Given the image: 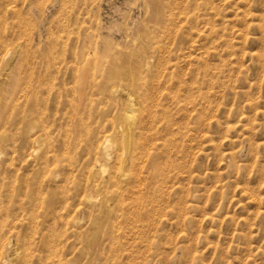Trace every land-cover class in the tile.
I'll return each mask as SVG.
<instances>
[{
	"label": "rangeland",
	"instance_id": "374dc122",
	"mask_svg": "<svg viewBox=\"0 0 264 264\" xmlns=\"http://www.w3.org/2000/svg\"><path fill=\"white\" fill-rule=\"evenodd\" d=\"M41 237L264 264V0H0V264Z\"/></svg>",
	"mask_w": 264,
	"mask_h": 264
},
{
	"label": "bare ground",
	"instance_id": "6f19581e",
	"mask_svg": "<svg viewBox=\"0 0 264 264\" xmlns=\"http://www.w3.org/2000/svg\"><path fill=\"white\" fill-rule=\"evenodd\" d=\"M147 1V0H146ZM152 1V0H151ZM159 1V0H158ZM161 1V0H160ZM164 6L165 5H167V4H165V3H162ZM154 5V4H153ZM153 8V7H152ZM166 8L164 7V10H165ZM154 10V9H153ZM165 23V22H164ZM163 23V24H164ZM164 26H165V24H164ZM162 28H164V27H162ZM139 29V28H138ZM146 61V60H145ZM147 63H148V61H146ZM145 63V62H144ZM145 66V65H144ZM150 66H148L147 68H149ZM145 68V67H144ZM49 70V69H48ZM111 71V70H110ZM42 73V72H41ZM120 73V72H119ZM123 73V72H122ZM47 74V72H45V75ZM121 74V73H120ZM31 75V74H30ZM39 75H41V74H39ZM131 75V74H130ZM38 77V76H37ZM133 78V77H132ZM133 80V79H132ZM131 107H132V105H131ZM128 109V108H127ZM129 110V109H128ZM132 110V109H131ZM129 115V114H128ZM134 120V119H133ZM37 136V135H36ZM104 141H105V139H104ZM97 223V222H96ZM109 223V222H108ZM95 225V224H94ZM112 227V226H111ZM129 227V226H128ZM105 228V227H104ZM121 228V227H120ZM112 229V228H111ZM93 230H96V229H93ZM98 230V229H97ZM99 232H100V229L98 230ZM105 231H107V230H105ZM112 231H113V229H112ZM94 232V231H93ZM97 232V231H96ZM110 233V232H109ZM42 234V233H41ZM101 234V233H100ZM104 234V233H103ZM117 234V233H116ZM43 236V235H42ZM95 236H96V234H95ZM105 236V235H104ZM44 237V236H43ZM43 237H41V239H40V244H41V249H46V256H45V258L42 260V262H41V264H76L77 263V261H78V258H79V256L80 255H76V251L77 250H79L78 248L76 249L75 248V250H74V247H73V245L72 244H68V243H64L61 247H60V249L55 245V244H44V242H43V240H42V238ZM21 238V237H20ZM55 238V237H54ZM116 237L114 236V239H115ZM119 238V237H118ZM112 238H110V240H111ZM122 240V239H121ZM98 242V241H97ZM117 242V241H116ZM59 243V242H58ZM39 244V243H38ZM89 244V243H88ZM46 245V246H45ZM94 245H95V242H94ZM98 245V244H97ZM25 246V245H24ZM86 246H87V244H86ZM85 246V247H86ZM89 246L90 245H88V248H89ZM91 246H92V244H91ZM117 246V245H116ZM17 247V246H16ZM84 247V248H85ZM94 247V246H93ZM93 247H91V249L93 248ZM102 247V246H101ZM109 247V246H108ZM96 248V247H95ZM94 248V249H95ZM119 248V247H118ZM98 249H99V247H98ZM110 249V248H109ZM117 249V248H116ZM84 250V249H83ZM93 250V249H92ZM91 250V251H92ZM118 250V249H117ZM19 251V250H18ZM99 251H101V250H99ZM80 251H78V253H79ZM89 252H90V249H89ZM95 252V256L97 255L96 254V250L95 251H93V253ZM21 253V252H20ZM88 253V252H87ZM87 253H86V256H85V258L86 257H88L87 256ZM106 253V252H105ZM14 254H16L15 252H14ZM19 254V253H18ZM26 254H27V249H25V251H24V255L26 256ZM89 254V253H88ZM94 255V254H93ZM92 255V256H93ZM107 255V254H106ZM116 255V254H115ZM21 256V255H20ZM24 256V257H25ZM91 256V257H92ZM97 257V256H96ZM100 257V256H99ZM111 257V256H110ZM80 258H82L81 256H80ZM117 258V257H116ZM95 259V258H94ZM100 259V258H99ZM111 259V258H110ZM90 260V259H89ZM92 260V259H91ZM90 260V261H91ZM116 260V259H115ZM90 261H88V260H85V261H81V262H79V264H92ZM113 261V260H112ZM104 262H106L105 261V259H104ZM18 264V263H17ZM28 264H30V262L28 263ZM96 264V263H95ZM104 264H106V263H104Z\"/></svg>",
	"mask_w": 264,
	"mask_h": 264
}]
</instances>
